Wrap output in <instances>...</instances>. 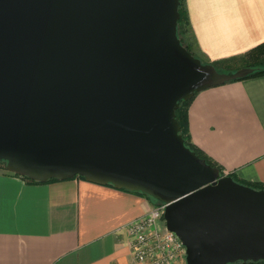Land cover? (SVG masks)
I'll return each mask as SVG.
<instances>
[{
    "label": "water",
    "instance_id": "obj_1",
    "mask_svg": "<svg viewBox=\"0 0 264 264\" xmlns=\"http://www.w3.org/2000/svg\"><path fill=\"white\" fill-rule=\"evenodd\" d=\"M179 0H0V161L166 204L185 264L264 261V189L185 145L179 102L243 79L177 36Z\"/></svg>",
    "mask_w": 264,
    "mask_h": 264
},
{
    "label": "crops",
    "instance_id": "obj_2",
    "mask_svg": "<svg viewBox=\"0 0 264 264\" xmlns=\"http://www.w3.org/2000/svg\"><path fill=\"white\" fill-rule=\"evenodd\" d=\"M185 5L205 61L241 56L264 42V0ZM187 118L193 143L226 173L264 183V75L198 92ZM155 204L82 178L29 183L0 168V264H138L123 227Z\"/></svg>",
    "mask_w": 264,
    "mask_h": 264
},
{
    "label": "trees",
    "instance_id": "obj_3",
    "mask_svg": "<svg viewBox=\"0 0 264 264\" xmlns=\"http://www.w3.org/2000/svg\"><path fill=\"white\" fill-rule=\"evenodd\" d=\"M179 20L177 23V36L180 39V42L183 46L186 47V49L191 52L195 57L199 58L203 63H209L212 64L218 72H224V73H232L240 68H251L252 71L250 74H248L245 78H251V77H257L264 75V42L256 45L255 47L248 50L246 53H244L241 56H235L228 59L218 60V61H205L202 59L196 51L195 41L193 35H191L190 27H189V21H188V15L185 5V0H179ZM189 35V36H187ZM243 78V79H245ZM241 79H237L234 81H238ZM232 82V81H230ZM197 94V93H196ZM195 96V95H194ZM194 96L189 100H182L179 102V106L176 110V118L180 124L181 127V134L184 138L185 145L189 147L192 151H194L199 157L203 158L208 164L217 167L221 173V175H229L231 176L235 181L242 183L244 185H248L250 187H253L255 189H264V183L262 182H246L243 180H240L236 175L232 172L226 173L223 169V167L214 159H212L210 156H208L205 152H203L197 145L193 143L191 140V136L188 129V107L194 98ZM0 168L5 170L7 173L23 178L25 181L29 183H39L38 181H34L32 179H29L26 176L18 175L16 173H12L6 169V163L4 161H0ZM77 178L83 177L76 175ZM49 181H57V179H49ZM109 186H112L111 184H107ZM125 191H129L126 189H123ZM133 193L141 194L148 199L154 201L155 203H158L157 200L153 199L152 197L138 192V191H129ZM245 263H253V264H264V261H258V262H236L233 264H245Z\"/></svg>",
    "mask_w": 264,
    "mask_h": 264
},
{
    "label": "built area",
    "instance_id": "obj_4",
    "mask_svg": "<svg viewBox=\"0 0 264 264\" xmlns=\"http://www.w3.org/2000/svg\"><path fill=\"white\" fill-rule=\"evenodd\" d=\"M166 204L158 202L123 228L129 236L133 260L138 264H176L186 255L180 238L163 219Z\"/></svg>",
    "mask_w": 264,
    "mask_h": 264
},
{
    "label": "rangeland",
    "instance_id": "obj_5",
    "mask_svg": "<svg viewBox=\"0 0 264 264\" xmlns=\"http://www.w3.org/2000/svg\"><path fill=\"white\" fill-rule=\"evenodd\" d=\"M187 36H189V35H187Z\"/></svg>",
    "mask_w": 264,
    "mask_h": 264
}]
</instances>
